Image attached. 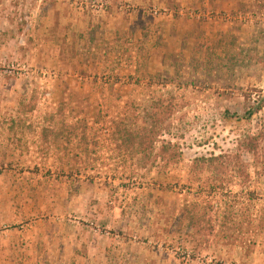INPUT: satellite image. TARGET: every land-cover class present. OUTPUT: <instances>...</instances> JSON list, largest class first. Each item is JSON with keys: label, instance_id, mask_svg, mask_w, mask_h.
<instances>
[{"label": "rangeland", "instance_id": "obj_1", "mask_svg": "<svg viewBox=\"0 0 264 264\" xmlns=\"http://www.w3.org/2000/svg\"><path fill=\"white\" fill-rule=\"evenodd\" d=\"M262 100L264 0H0V264H264L263 165L191 171ZM160 102L181 161L144 167L120 132Z\"/></svg>", "mask_w": 264, "mask_h": 264}, {"label": "trees", "instance_id": "obj_2", "mask_svg": "<svg viewBox=\"0 0 264 264\" xmlns=\"http://www.w3.org/2000/svg\"><path fill=\"white\" fill-rule=\"evenodd\" d=\"M264 106L263 100L257 107L251 108L245 115L233 114V118L238 120L250 121L259 113ZM164 103H158L150 112H147V128L140 130L123 129L120 132L121 146L129 151H134L138 156L143 157L144 167H153L160 160L165 165L177 164L181 161V153L177 146L172 143L165 144L160 150V153L154 156L155 140L159 126L170 118V111L164 112ZM149 122V123H148ZM248 153L253 156L257 163L262 164L264 168V129L257 135H248L239 144V152L236 154L212 157H201L194 160L191 167L193 174H198L203 171H208L211 174L224 178L229 172L235 170L238 176L246 181L251 179L248 165L243 160V154ZM142 164V160H141ZM220 183V189L222 187ZM183 218L188 222L189 228L193 231L196 227L204 222V217L199 212L184 209ZM259 227L264 232V215L260 220Z\"/></svg>", "mask_w": 264, "mask_h": 264}]
</instances>
